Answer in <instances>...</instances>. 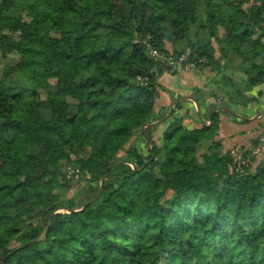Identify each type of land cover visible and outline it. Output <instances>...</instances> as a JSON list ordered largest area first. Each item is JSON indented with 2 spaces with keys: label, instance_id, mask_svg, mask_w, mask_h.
Instances as JSON below:
<instances>
[{
  "label": "trees",
  "instance_id": "16d2710c",
  "mask_svg": "<svg viewBox=\"0 0 264 264\" xmlns=\"http://www.w3.org/2000/svg\"><path fill=\"white\" fill-rule=\"evenodd\" d=\"M150 49L217 107L159 122ZM0 53V264H264L261 140L219 139L222 112L264 127V0H0Z\"/></svg>",
  "mask_w": 264,
  "mask_h": 264
},
{
  "label": "crops",
  "instance_id": "0c3cea01",
  "mask_svg": "<svg viewBox=\"0 0 264 264\" xmlns=\"http://www.w3.org/2000/svg\"><path fill=\"white\" fill-rule=\"evenodd\" d=\"M169 49L172 50L171 45H170ZM167 78H168L167 74H164L161 77V80H163V81H161V84L163 86H165L166 88H168L169 90H171V92L176 97H178L177 95L182 96L183 95L182 92L187 91L188 89L189 90L191 89V85L183 84V83H181V81L179 82L178 79H176V82L173 83V81L170 82L169 79L167 82ZM186 80L187 79H185V81ZM196 87H199V86H196ZM203 87H205V86H203ZM199 88H201V86ZM260 89H264V86L258 88L254 93L257 94V92ZM162 101L163 102L167 101V103L163 105L166 107V106H169L171 104L172 100H171L170 96L163 95ZM185 102L191 106L196 105V109L194 111V114L192 111L190 112V114L195 115L198 112L197 104L193 100H190V99H186ZM174 103H172V106ZM163 106H161V107H163ZM212 106H214V104H212L211 107ZM211 107L209 106V108H207L206 112H203L201 110V115H203V114L207 115L210 112L209 109ZM217 109H215L214 111H216ZM214 111H213V113H214ZM201 115L199 114V116L195 119L197 122H200ZM256 116H258L259 118L261 117V115H255L252 118H254ZM220 120H221V123H220V130H219V139L222 140L225 150L230 151V150L235 149V148H243V147L249 148L251 146L252 140L259 138L261 140V144H260L259 148H257L254 151V153L255 152L258 153L257 156L259 159L264 158V127H262V125L261 126L253 125L254 124L253 120L248 121V123H241V122L237 121V119L232 115H230V116L229 115L228 116L227 115L226 116L221 115ZM254 120H256V119H254Z\"/></svg>",
  "mask_w": 264,
  "mask_h": 264
},
{
  "label": "rangeland",
  "instance_id": "374dc122",
  "mask_svg": "<svg viewBox=\"0 0 264 264\" xmlns=\"http://www.w3.org/2000/svg\"><path fill=\"white\" fill-rule=\"evenodd\" d=\"M169 47H170V45H169ZM171 47H172V45H171ZM18 60H19V57L16 54H9L7 57H3L2 54L0 53V78L2 77L6 67L16 64L18 62ZM165 74H167V77H168L167 78V82H168V79H169L170 82L173 81V83H174V82H176V79H178V81L179 82L181 81V83H183V84L191 85V89L190 90L188 89L187 91L182 92V94H183L182 96L181 95H177L178 97H176V96L175 97L177 98V100L178 99H182V101H180V102L183 103L182 107H183V110L185 112H189L190 113L192 111L193 114H194V111L196 109V105L195 106H191V105L187 104L185 102V100H186L185 97L195 98L197 93L193 89L196 86H199V87L201 86V88H203V86H205V84L209 82L210 69L209 68H204L203 66H198L197 67L196 64L195 65L188 64L187 67L185 68V71L182 72V73L174 75L170 71V72H167ZM161 77L159 78L160 83H161V81H163V80H161ZM185 79H187V80L185 81ZM212 89H213V85H210L208 90H207V92L209 91V93H210L212 91ZM206 93H205V95H206ZM164 94L165 93H163L161 95V97L159 98V100L157 101V107H156L157 111H160L161 106H163L164 104L167 103V101L166 102L162 101V96ZM180 102H177V103H180ZM172 103H174V102L171 101L170 105H172ZM173 105L175 106V103ZM214 107L216 108L217 106H214ZM210 109H212V108H210ZM210 109H209V111H210ZM219 110H221V109H219ZM167 115H168V113H167ZM221 115H225L226 116L227 114H225V112H222ZM253 122H254L253 125H256V126H261L263 124V120H261L260 118H257L256 120H253ZM156 137H157V134H156ZM66 173L69 176H74V175L78 174L76 176V178L78 176L79 177L82 176L80 173H78V171L75 168H73L71 166L66 168ZM76 188H74V190H76ZM73 193L68 194V196L71 197L73 195ZM86 199H87V196L82 197V199L80 200V203H84Z\"/></svg>",
  "mask_w": 264,
  "mask_h": 264
},
{
  "label": "built area",
  "instance_id": "2783aa9c",
  "mask_svg": "<svg viewBox=\"0 0 264 264\" xmlns=\"http://www.w3.org/2000/svg\"><path fill=\"white\" fill-rule=\"evenodd\" d=\"M150 54L157 60L164 63L166 67L170 69L172 73H182L185 71V68L187 67V61L189 58V52L180 55V56H174V55H165L160 54L154 49H150ZM233 158L237 163L249 165L250 161L245 159L243 160V157L240 153H238L236 150L232 151Z\"/></svg>",
  "mask_w": 264,
  "mask_h": 264
},
{
  "label": "water",
  "instance_id": "95a60500",
  "mask_svg": "<svg viewBox=\"0 0 264 264\" xmlns=\"http://www.w3.org/2000/svg\"><path fill=\"white\" fill-rule=\"evenodd\" d=\"M186 99H190V100H193L196 104H197V106H198V112H199V114L201 115V108H200V106H199V104L197 103V101H196V99L195 98H192V97H185ZM180 101H182V99H179V100H177L176 102H175V104L177 103V102H180ZM223 109H225V108H223ZM227 110V109H226ZM217 111H219V109H217L216 111H214V113L215 112H217ZM228 111H230L231 113H233L234 115H237V116H239V114H237L235 111H233V110H228ZM173 112H174V105L171 107V109H170V112L168 113V115L164 118V119H162L161 121H159V122H162V121H166V120H168L171 116H172V114H173ZM257 118H259L258 116H256V117H254V118H249V119H246V120H248V121H252V120H254V119H257ZM158 122H156L155 124H157ZM27 246V245H26Z\"/></svg>",
  "mask_w": 264,
  "mask_h": 264
}]
</instances>
